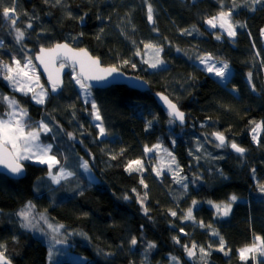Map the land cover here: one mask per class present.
Instances as JSON below:
<instances>
[{
    "label": "trees",
    "instance_id": "trees-1",
    "mask_svg": "<svg viewBox=\"0 0 264 264\" xmlns=\"http://www.w3.org/2000/svg\"><path fill=\"white\" fill-rule=\"evenodd\" d=\"M235 3L234 8L233 0H223V10H231L233 22L245 26L237 27L236 36L229 38L218 29L209 30L204 22L218 15L220 0H61L59 5L55 0H16V27L26 32L17 44L10 21L2 17L3 7H11L12 0H3L0 60L10 62L13 56L21 60L22 49L33 58L41 47L65 42L86 49L103 66L143 79L150 88L145 93L125 86L92 91L107 133L100 136L91 124V103L82 101L69 80L70 72L60 93L49 94L43 104L9 90L0 75V95L14 96L27 109L33 127L44 122L51 129L40 134V141L51 144L50 154L59 161L53 173L60 167L73 173L56 186L49 183L45 165L25 162L26 173L19 180L0 174V243L7 246L12 264H48L46 245L22 229L17 215L29 202L33 212H45L52 222L85 235L89 244L77 250L91 264H169L170 256L180 264H202L196 257L186 258L183 245L193 243L198 251L200 247L210 251L207 264H245L237 250L250 245L256 235L264 238V193L258 189L264 184V129L259 143H253L250 123L264 121V2ZM149 4L152 26L147 19ZM28 23L32 28L26 27ZM147 43L162 49V67L150 69L144 63ZM206 55L230 65L233 73L225 83L198 66ZM152 92L165 94L186 114L185 127L169 122ZM5 107L0 104V114ZM212 132L247 151L241 156L230 146L216 147L210 140ZM156 144L175 157L186 188H179L170 174L158 177L153 171L154 157L144 148ZM202 146L211 155L197 151ZM82 160L88 162L95 183L82 172ZM134 160L142 161V172L125 170ZM145 193L147 214L137 202V196L143 199ZM232 195L237 200L230 215L220 216L209 207V201L226 204ZM189 208L194 220L184 219ZM212 229L219 236H212ZM220 236L228 255L216 250ZM133 237L135 246L130 243ZM149 243L156 247L145 256ZM257 262L264 264V258L258 256ZM246 264H253L252 259Z\"/></svg>",
    "mask_w": 264,
    "mask_h": 264
},
{
    "label": "snow or ice",
    "instance_id": "snow-or-ice-1",
    "mask_svg": "<svg viewBox=\"0 0 264 264\" xmlns=\"http://www.w3.org/2000/svg\"><path fill=\"white\" fill-rule=\"evenodd\" d=\"M49 0H45V3H48ZM147 2V0H145ZM252 4H260L264 2V0H251ZM3 3V0H0V4ZM16 0H12V6L3 7L2 17L3 20L8 22L10 21L11 28L15 32V42L17 44H21L25 39L26 32L18 27L16 16V8H15ZM55 3L59 5L61 0H55ZM221 10L219 11L217 16H213L209 19L205 20V23L210 28H216L219 26L224 32L227 33L229 37L236 36V28L244 27L245 25L236 24L232 20L233 12L224 11L223 0H220ZM245 5H247V0H245ZM233 6L238 7L236 5L235 0H233ZM249 10H254L250 8ZM70 15V14H69ZM81 19H83L81 17ZM147 19L149 23H153V9L149 4L147 10ZM27 28H32V24L28 23L26 25ZM261 35L264 36V29H261ZM216 39H221L220 35L216 36ZM3 45V41H0V46ZM145 49H151L155 53V57L153 60H145L144 63L148 64L150 68H157L159 65L164 63L163 60L159 58V53L162 49L156 47L151 43H147L144 45ZM179 51V49H177ZM137 55H140L139 51L136 52ZM37 61L41 65H43L45 72L48 74V79L52 85V91L55 92L57 88L60 86L59 80V69L65 67V62H68L72 65H76L79 67V72H75V68L73 69L74 75L73 79L76 81V84L80 87L82 93L87 96L91 95V85L88 81H96V82H107L109 77H112L114 73H118V68L115 66L112 67H102L98 58H93L89 55L87 50L75 49L69 46L67 43H57L54 47L51 48H40L39 54L35 57ZM214 58L211 55L202 56L199 58L200 63L205 65V69L208 72L214 73L215 76L219 77L222 81L226 78V73L229 68V65L223 61H217L216 63L221 64V67H217L216 63L209 64V61H212ZM59 61V69L55 67L57 62ZM124 64H128L129 61H123ZM12 65H15L13 67ZM132 67L135 68L136 65L132 64ZM0 75L3 76V79L9 83V85L13 88L15 92H20L23 95H28L29 92L35 93V87H41L39 84V78L35 77L34 79V67L32 64V60L30 58H26L23 61L17 59L15 56L11 58V63H5L3 60H0ZM122 75V73H121ZM249 83H251V73H249ZM255 90V89H253ZM235 91V89H233ZM47 95L46 92L41 91L38 94L32 96V99L37 104L44 103V97ZM160 99L164 102L168 109V116L170 118V123L172 122V118L175 120H179L181 124L184 123V113L179 111L177 105L172 103L167 97L160 96ZM0 104L5 105V111L0 114V167L6 169L9 173L14 176H18L24 171V161H33L35 163L41 165H47L48 168V176L51 178L54 184H58L61 178H65L67 176L73 175L71 172L64 171L63 168L59 170L57 173H53V168L59 164L55 155H51V145L43 144L40 141V133H48L51 129L44 122H39L36 127H33L28 120V112L26 108L21 107L20 102L14 97L0 95ZM92 112L91 115L96 121H101V115L97 104L92 101L91 102ZM253 127L251 128L252 140L254 143H259V136L262 129H264V121L256 122L251 121ZM96 127L99 128L100 136H105L106 130L103 127V124H97ZM212 137L218 143L215 145L218 148H223L230 146L231 149L240 154L241 156L247 151L244 147L239 146L237 143L232 142L227 144L226 137L220 132H212ZM70 139H72V134L68 133ZM160 151L163 150L168 157H171L170 164H176L175 157L172 156L167 149H161L160 144L153 145L151 148L145 146L144 152L147 154L152 151ZM197 151H200L197 148ZM191 155V153H190ZM115 159V157H112ZM198 159V158H197ZM133 165L136 167L134 168ZM85 171H89V166L87 161L81 162L80 165ZM177 170H179V165L176 164ZM126 171H143V164L140 160L130 161ZM169 171H172V168L169 167ZM153 171L159 177L161 174V170L158 168H154ZM255 171V170H253ZM173 179L176 183H182L183 177H179V171L174 172ZM141 184H144V180H140ZM145 188L147 185H144ZM185 188L187 185H183ZM258 189L261 193H264V184L258 185ZM133 192L136 190L133 189ZM125 200L129 199L127 195L124 197ZM147 199V193L144 194L143 199L137 196V202L140 203L141 208H143L145 214H147L148 209L144 207L143 200ZM237 200V196L232 195L229 198V202L226 204H215L212 201H209V204L212 205L213 208L216 209V212L223 217L229 215L232 209V203ZM197 201L193 200L192 204L195 206ZM34 205L29 202L17 215L21 219V227L27 230H32L35 225L32 223ZM170 215L173 217L176 216L175 211H170ZM40 219L44 220L47 223L45 218V214H40ZM185 220H194L192 214V208L187 210L186 215L184 216ZM64 225L60 224L53 227L51 224H48V228L54 232L59 233L60 229L63 228ZM200 227H205V225L201 222ZM211 228V225H208ZM183 232V229H181ZM212 236H219V233L214 229L211 230L210 233ZM175 243L180 244V240L177 237H173ZM55 243H62L60 240H56ZM131 245L135 246L137 244L136 237H133L130 241ZM156 245L154 243H149L147 248L145 249V256H147V252L150 249L155 248ZM197 245L193 243L191 247L188 245H183L184 251L188 258L191 260L196 257V249ZM212 248V245H209V249ZM217 251L224 252L225 255H228L229 252L225 250V242L222 236L219 237V247L216 248ZM7 246L3 243H0V264H11L10 258L6 255ZM239 259L242 262H246L249 259H252L253 264H258L257 257L264 258V238L259 235L254 237V240L250 245H245L244 247L237 250ZM200 257L199 259L202 261V264H207L206 257L210 255V251L205 250L203 247L199 248ZM107 255H111L110 253ZM52 256V250H49V257ZM169 264H180V261L175 256L169 257Z\"/></svg>",
    "mask_w": 264,
    "mask_h": 264
},
{
    "label": "rangeland",
    "instance_id": "rangeland-1",
    "mask_svg": "<svg viewBox=\"0 0 264 264\" xmlns=\"http://www.w3.org/2000/svg\"><path fill=\"white\" fill-rule=\"evenodd\" d=\"M217 16V15H216ZM209 19V18H207ZM205 22V21H204ZM205 26L206 28H208L209 30H213V28H210L206 23H205ZM214 29H218L222 34H225L227 37H229L227 35L226 32H224L222 29L219 28V26H217L216 28ZM229 38H233V37H229ZM1 41V40H0ZM28 53V50L27 49H22V59L21 61H23L24 59L26 58H30L28 57L27 55ZM155 57V53L151 50V49H146L145 52H144V55H143V60H153ZM159 58H160V53H159ZM32 60V64H33V67H34V79L35 77H38L39 78V84L42 86L41 87H35V93L33 92H29L28 93V96L30 97V100H32L34 103H36L33 99H32V96L34 94L37 95L38 97V94L41 92V91H44L47 93V95L44 97V102L47 98V96L49 95V91L47 89V86H45L44 84H42L40 78H41V75L40 73L38 72V69L33 61V58H30ZM217 61L219 60H215L213 59L212 61H209V64H213V63H216ZM5 63H11L10 62H5ZM148 65V64H147ZM13 67H15V65H12ZM162 65H159L157 68L155 69H158L160 67H162ZM198 66L203 70L205 71L207 74H209L210 76H212L213 78H215L216 80H218L219 82L221 83H225L229 77L232 75L233 71H232V68L230 67L229 65V68L227 70V73H226V78L225 80H221L219 77L215 76L214 73H211V72H208L206 69H205V65L204 64H201L200 62L198 63ZM216 66L217 67H221L222 65L219 64V63H216ZM149 67V66H148ZM150 68V67H149ZM150 69H153V68H150ZM74 75V72L73 70L70 71L69 73V80L71 81V84L77 89L78 93H79V96L80 98L82 99V101L84 102H92L94 101V97H93V93H92V90L91 91V95L90 96H87L85 95L84 93H82L80 87L76 84V81L72 78ZM4 83L6 84V86L8 87L9 90H11L12 92H15L13 90V88L9 85V83L7 81L4 80ZM17 93H20V92H17ZM22 94V93H20ZM23 95V94H22ZM25 96V95H24ZM39 98V97H38ZM37 104V103H36ZM22 106V105H21ZM27 119V118H26ZM102 122V119L101 121H96L93 117H91V124L92 126L99 132V128L96 127L97 124H100ZM43 133V132H41ZM40 133V134H41ZM45 134V133H43ZM252 138V137H251ZM210 140L214 143L217 144V142L214 140V138L212 136H210ZM253 141V140H252ZM43 143V142H41ZM254 143V142H253ZM43 144H47V145H51L50 143H43ZM52 148V146H51ZM161 149H165L163 146H161ZM201 151L211 155V152L205 147V146H202ZM168 151V150H167ZM169 152V151H168ZM172 154V153H171ZM149 156H153L154 159H153V165L155 166V168H158L161 170V173H168L170 174L172 177L174 175V172L178 171L177 168H176V164H170V161H171V157H168L167 154L163 151V150H160V151H152V152H149L148 153ZM173 156V155H172ZM25 162H31V163H35L33 161H24L23 163ZM35 164H38V163H35ZM71 164V163H70ZM41 165V164H40ZM47 167V165H45ZM169 167L172 168V171H169ZM63 168L64 171L66 172H70L67 168L65 167H60V169ZM59 169V170H60ZM58 170V172H59ZM82 172L84 173V175L87 177L88 181L90 183H95L97 181L94 173L92 172V170L89 168V171H85L83 168H82ZM55 174V173H54ZM68 177V176H67ZM180 177V175H179ZM66 178V177H65ZM48 179H49V183L52 185V186H56L57 184H54L51 180V178L48 176ZM64 178H61V180H63ZM60 183V182H59ZM177 186L179 188H185L183 185H185V182L184 180L182 181V183H176ZM222 204H225V203H222ZM210 208H212L213 210H215L216 212V209L212 207V205H209ZM43 213L45 214V218L47 220V223H45L44 220H41L40 219V214ZM217 213V212H216ZM231 214V211L229 213V215ZM32 223L35 225V227L32 229V230H27L25 228H22L24 229L26 232H28L29 234H31V236H33L34 238L40 240L44 245H46L47 247V262L48 264H60V263H63V262H72V263H81V264H91L92 263V260H89L87 257H85L84 255H82L78 250H77V246H83V245H87L89 244V241L87 239V237L77 231H71V230H67L65 227L61 228L59 233H54L52 232L49 228H48V224H51L53 227L59 225L57 223H54L52 222L48 215L45 213V212H38V211H34L33 212V216H32ZM60 240L62 241V243H55L56 240ZM52 250V256L51 258L49 257V250ZM196 258L198 260L199 257H200V253L199 251L196 249ZM186 258L188 260H190L188 258V256L186 255ZM192 260V259H191Z\"/></svg>",
    "mask_w": 264,
    "mask_h": 264
},
{
    "label": "water",
    "instance_id": "water-1",
    "mask_svg": "<svg viewBox=\"0 0 264 264\" xmlns=\"http://www.w3.org/2000/svg\"><path fill=\"white\" fill-rule=\"evenodd\" d=\"M149 22V21H148ZM150 26H152V23H149ZM65 43V42H62ZM56 45V44H55ZM55 45L51 46L54 47ZM70 46V45H69ZM48 47V48H51ZM71 47V46H70ZM73 48V47H72ZM47 49V48H46ZM77 49V48H75ZM86 50V49H85ZM40 49H38V51L34 54L33 56V61L38 69V72L41 75V78L43 79V81L46 83L47 89L49 91V94L51 96H57L60 91H61V87L63 86V82L65 79V76L75 68V72H79V67L76 65H72L68 62H65V67L62 69H59V61L57 62V64L55 65V67L57 69H59V80H60V86L57 88V90L55 92L52 91V85L48 79V74L45 72L43 65H41L39 63V61H37L35 59V57L39 54ZM89 53L90 56H92L90 54L89 51H87ZM93 58H96L94 56H92ZM100 61V60H99ZM101 63V62H100ZM102 67H110V66H103L101 64ZM122 73V75H121ZM88 83L91 85V89L92 91L94 90H105L107 88H110L112 86H125L128 89L140 92V93H145L148 92L150 90L148 84L141 78L133 76V75H128L126 73H124L123 71L118 69V73H114L112 77H109L107 82H96V81H88ZM160 96H165L167 97L165 94L160 93V92H152V98L153 101L155 103V105L161 110V112L170 120L169 116H168V109L167 106L164 104V102L160 99ZM168 98V97H167ZM169 99V98H168ZM170 100V99H169ZM171 101V100H170ZM172 102V101H171ZM174 103V102H172ZM178 108V106H177ZM179 109V108H178ZM179 111H181L179 109ZM182 112V111H181ZM172 122H174V124L176 126H178L179 128H183L186 126L187 124V117L186 114L184 113V123L181 124L179 120H175L174 118H172ZM217 142V141H216ZM218 143V142H217ZM230 151L234 152L231 147H230ZM236 153V152H235ZM238 154V153H237ZM26 170L24 167V171L22 174L18 175V176H14L11 173H9L6 169H3L2 167H0V174L13 179V180H19L22 179L25 176ZM12 264V263H11Z\"/></svg>",
    "mask_w": 264,
    "mask_h": 264
}]
</instances>
